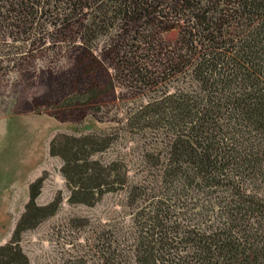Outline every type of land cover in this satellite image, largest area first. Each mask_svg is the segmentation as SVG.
<instances>
[{
	"label": "trees",
	"instance_id": "1",
	"mask_svg": "<svg viewBox=\"0 0 264 264\" xmlns=\"http://www.w3.org/2000/svg\"><path fill=\"white\" fill-rule=\"evenodd\" d=\"M199 3L179 0L191 11L190 30L165 45L162 69L177 73L179 85L128 118L154 145L142 152L134 179L119 155L96 157L109 149L110 134H55L48 143L68 204L91 207L120 192L131 209L127 226L100 234V264H264V0H214L209 13ZM146 4L99 0L85 29ZM42 182L28 184L0 264H30L21 236L61 201L57 193L37 205Z\"/></svg>",
	"mask_w": 264,
	"mask_h": 264
},
{
	"label": "rangeland",
	"instance_id": "2",
	"mask_svg": "<svg viewBox=\"0 0 264 264\" xmlns=\"http://www.w3.org/2000/svg\"><path fill=\"white\" fill-rule=\"evenodd\" d=\"M97 1L0 0V245L22 212L30 182L43 178L37 205L57 193L61 198L53 216L21 236L30 264H100V234L127 226L131 212L120 192L91 207L68 204L61 163L48 154L50 139L110 134L109 149L96 157L119 155L134 177L142 152L154 145L128 118L180 82L161 63L165 45L190 30V9H179V0H147L130 14H108L88 31ZM199 6L209 13L214 0Z\"/></svg>",
	"mask_w": 264,
	"mask_h": 264
}]
</instances>
